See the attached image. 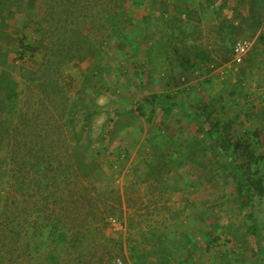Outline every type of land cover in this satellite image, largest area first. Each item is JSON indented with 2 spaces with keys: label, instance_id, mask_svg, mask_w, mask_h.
I'll return each instance as SVG.
<instances>
[{
  "label": "rangeland",
  "instance_id": "rangeland-1",
  "mask_svg": "<svg viewBox=\"0 0 264 264\" xmlns=\"http://www.w3.org/2000/svg\"><path fill=\"white\" fill-rule=\"evenodd\" d=\"M136 1L0 0V262L264 264V0Z\"/></svg>",
  "mask_w": 264,
  "mask_h": 264
},
{
  "label": "trees",
  "instance_id": "trees-1",
  "mask_svg": "<svg viewBox=\"0 0 264 264\" xmlns=\"http://www.w3.org/2000/svg\"><path fill=\"white\" fill-rule=\"evenodd\" d=\"M30 1L35 3L37 0H30ZM111 1H113V0H110V2ZM121 1H123V0H121ZM127 1L128 2H137L136 0H127ZM44 3H46V2H44ZM28 40H29L28 36H26L24 39L21 40V51H20V53H21L22 57L27 55L30 50H33L34 52H36L38 54V52H41L42 48L46 47L45 43L41 42L40 45L38 44V45H36V47L33 48L30 45V43L26 42ZM223 145H224L223 146L224 150H228V149H232V148L235 149V150H240L241 147H242L241 141H237V142H235V144H233L228 137L225 138V141H224ZM246 182L249 184L248 185L250 187L249 189L251 191H253L254 194L256 193L259 197H264V180L262 178H249V179L246 180ZM5 220H7V222H6V224H4V226L3 225L2 226H3V229L8 230V234L6 235V237L9 236V235L12 236L11 239H10V245H9L10 249H8V252H9L10 256L8 257V260H7V257L6 258L2 257L1 258L2 260H1L0 264H20L19 263L20 259L17 258L15 256V254H14L17 249H20V247L16 246V243L12 242L13 238L15 237V235H18L19 237L21 235L19 233V231L17 232V229L19 228L17 225L19 223L17 224L15 219H13V218L12 219L6 218ZM64 222L65 221L61 219L60 221H57V222H55L52 225V228H51L49 233L52 234V236H50V237L55 239V242H62L64 240H66V238H67V234L65 233V231L63 229ZM40 228H39V232H41V233L43 231L45 232V230H46L45 227L41 228L42 230H40ZM80 231H82V229L78 230L79 233H80ZM79 233L77 234L78 238H76V243L78 245H81L82 244V237L85 235V233L88 235V232L85 231L83 233V231H82L81 235H79ZM82 234H84V235H82ZM40 236L41 235L39 234V237L37 239H39ZM39 241H40V239L37 242H35V249H34L35 251L34 252H38L40 250L39 248H40V246L42 244L40 242H42L43 240H41L40 242ZM14 244H15V246H14ZM27 247L29 248L30 244H28ZM14 248H15V250H14ZM31 258L37 259L36 257H33V256H31ZM51 258H52V256H51Z\"/></svg>",
  "mask_w": 264,
  "mask_h": 264
},
{
  "label": "built area",
  "instance_id": "built-area-1",
  "mask_svg": "<svg viewBox=\"0 0 264 264\" xmlns=\"http://www.w3.org/2000/svg\"><path fill=\"white\" fill-rule=\"evenodd\" d=\"M249 49V43L245 40L239 41L234 48V61L239 64Z\"/></svg>",
  "mask_w": 264,
  "mask_h": 264
}]
</instances>
